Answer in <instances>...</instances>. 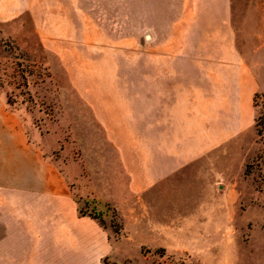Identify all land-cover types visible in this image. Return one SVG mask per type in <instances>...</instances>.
I'll list each match as a JSON object with an SVG mask.
<instances>
[{
  "label": "rangeland",
  "instance_id": "374dc122",
  "mask_svg": "<svg viewBox=\"0 0 264 264\" xmlns=\"http://www.w3.org/2000/svg\"><path fill=\"white\" fill-rule=\"evenodd\" d=\"M233 1L251 48L264 31V0ZM184 2L30 0L20 16L0 23V93L10 96L8 109L43 157L66 175L79 207L108 230L113 249L103 264H264V98L253 100L250 130L216 143L200 132L204 103L197 99L217 94L193 86L208 75L195 70ZM258 57L264 86V49ZM92 95L103 96L104 106L116 102L129 120L127 168ZM172 130L181 149L195 148L194 162L138 194L130 184L141 154L155 158L157 135ZM11 196L0 194V264L20 253L7 214Z\"/></svg>",
  "mask_w": 264,
  "mask_h": 264
},
{
  "label": "crops",
  "instance_id": "0c3cea01",
  "mask_svg": "<svg viewBox=\"0 0 264 264\" xmlns=\"http://www.w3.org/2000/svg\"><path fill=\"white\" fill-rule=\"evenodd\" d=\"M236 3L233 0L184 2L189 9L183 21L188 23V32L193 31L197 48L195 70L208 75L195 80L193 86L213 87V94H217L210 100L203 97V102L201 96L197 99L204 103L198 113L199 130L214 135V143L250 130L255 123L253 96L258 92L264 98L258 73L263 64L258 53L264 49V31L260 29L255 34L257 43L250 48L249 41L242 39L245 34L237 16L241 12L233 10ZM29 6L30 0H0V23L14 20ZM244 42L247 48L243 47ZM87 97H91L95 115L116 149L123 169L127 168L131 165L132 150L126 138L129 120L118 114L120 106L116 102L108 101L104 106L100 101L103 96ZM171 123L174 129V118ZM176 139L174 130L167 138L157 135L156 157H149L147 150L141 154L131 189L148 194L155 186L159 189L181 167L194 162L195 148L181 149ZM0 170L3 171L0 194H12L7 214L13 227L12 241L17 240L20 252L13 264H103L102 258L113 249L108 230L97 219L79 213L66 175L43 157L17 115L8 109L7 98L1 93ZM17 199L21 200L17 202ZM119 209L126 217L122 208Z\"/></svg>",
  "mask_w": 264,
  "mask_h": 264
},
{
  "label": "trees",
  "instance_id": "16d2710c",
  "mask_svg": "<svg viewBox=\"0 0 264 264\" xmlns=\"http://www.w3.org/2000/svg\"><path fill=\"white\" fill-rule=\"evenodd\" d=\"M259 96H261V93L256 92V93L254 94V96H253V100L255 101L256 97H259ZM7 103H8V104H12V100H10V96H7ZM261 117H262V116H260V118H261ZM262 120H263V119L261 118V121H262ZM256 122H257V120H256ZM262 126L264 127V121H263V123H262ZM261 131H262V128H259V129H258V133L261 134ZM78 210H79V213H81V214H88V215H91V216L94 217V218H98V217H99V216L96 215V214H91V213H89L88 211L82 209L81 207H79V205H78ZM99 222H100V221H99ZM100 223L102 224V222H100Z\"/></svg>",
  "mask_w": 264,
  "mask_h": 264
}]
</instances>
